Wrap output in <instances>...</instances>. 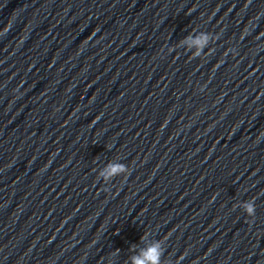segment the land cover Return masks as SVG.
<instances>
[{
    "label": "water",
    "instance_id": "water-1",
    "mask_svg": "<svg viewBox=\"0 0 264 264\" xmlns=\"http://www.w3.org/2000/svg\"><path fill=\"white\" fill-rule=\"evenodd\" d=\"M157 243L264 264V0H119L0 93V264Z\"/></svg>",
    "mask_w": 264,
    "mask_h": 264
},
{
    "label": "clouds",
    "instance_id": "clouds-1",
    "mask_svg": "<svg viewBox=\"0 0 264 264\" xmlns=\"http://www.w3.org/2000/svg\"><path fill=\"white\" fill-rule=\"evenodd\" d=\"M127 171L126 166L122 164L110 165L108 175L115 176L121 172ZM245 212L248 216L254 217L256 213V205L254 200L245 203ZM162 255L159 244L153 245L150 249H145L141 256L133 258V264H160V256Z\"/></svg>",
    "mask_w": 264,
    "mask_h": 264
}]
</instances>
